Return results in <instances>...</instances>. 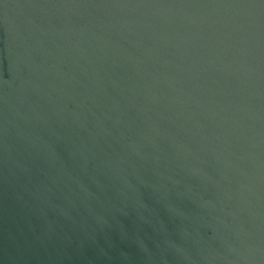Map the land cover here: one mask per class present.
I'll return each instance as SVG.
<instances>
[{
  "label": "water",
  "instance_id": "1",
  "mask_svg": "<svg viewBox=\"0 0 264 264\" xmlns=\"http://www.w3.org/2000/svg\"><path fill=\"white\" fill-rule=\"evenodd\" d=\"M0 264H264V0H0Z\"/></svg>",
  "mask_w": 264,
  "mask_h": 264
}]
</instances>
